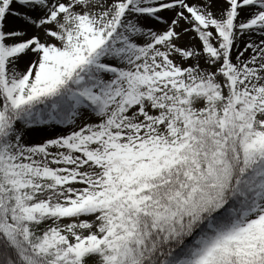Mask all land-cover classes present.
<instances>
[{
	"label": "snow or ice",
	"instance_id": "1",
	"mask_svg": "<svg viewBox=\"0 0 264 264\" xmlns=\"http://www.w3.org/2000/svg\"><path fill=\"white\" fill-rule=\"evenodd\" d=\"M0 264H264V0H0Z\"/></svg>",
	"mask_w": 264,
	"mask_h": 264
}]
</instances>
